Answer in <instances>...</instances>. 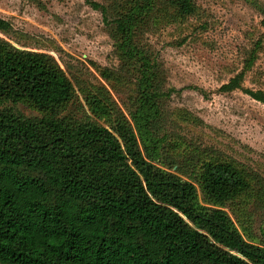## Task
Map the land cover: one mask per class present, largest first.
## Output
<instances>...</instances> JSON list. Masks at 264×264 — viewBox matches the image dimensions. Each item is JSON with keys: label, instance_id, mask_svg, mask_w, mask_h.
Listing matches in <instances>:
<instances>
[{"label": "trees", "instance_id": "1", "mask_svg": "<svg viewBox=\"0 0 264 264\" xmlns=\"http://www.w3.org/2000/svg\"><path fill=\"white\" fill-rule=\"evenodd\" d=\"M84 1L100 12L120 60L96 68L127 89L129 118L102 85L81 88L93 118L60 115L76 97L65 71L0 36V264H264V229L248 242L221 208L264 204V183L158 133L175 89L163 86L144 34L185 22L194 0ZM11 28L0 17L1 33ZM244 74L219 89L264 104V89L245 86Z\"/></svg>", "mask_w": 264, "mask_h": 264}, {"label": "rangeland", "instance_id": "2", "mask_svg": "<svg viewBox=\"0 0 264 264\" xmlns=\"http://www.w3.org/2000/svg\"><path fill=\"white\" fill-rule=\"evenodd\" d=\"M194 2L197 12L185 22L144 34L159 62L163 86L175 89L164 102L158 133L166 135V145L177 139L196 155H217L264 183V104L239 89H219L242 70L245 86L264 89V0ZM0 17L12 26L9 32H0L1 37L15 47L51 55L73 82L75 100L60 115L93 118L81 88L102 85L129 118L127 89L102 78L96 68L114 69L120 62L99 11L84 0H0ZM12 106L26 116H39L23 104ZM197 192L200 203L211 205ZM254 200L243 212L229 205L221 208L246 241L258 244L264 204Z\"/></svg>", "mask_w": 264, "mask_h": 264}]
</instances>
